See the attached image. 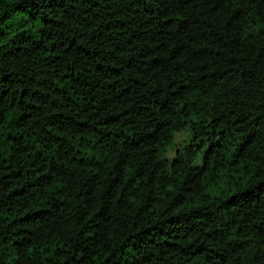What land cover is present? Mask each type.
<instances>
[{"label":"trees","instance_id":"trees-1","mask_svg":"<svg viewBox=\"0 0 264 264\" xmlns=\"http://www.w3.org/2000/svg\"><path fill=\"white\" fill-rule=\"evenodd\" d=\"M0 264H264V0H0Z\"/></svg>","mask_w":264,"mask_h":264},{"label":"rangeland","instance_id":"rangeland-1","mask_svg":"<svg viewBox=\"0 0 264 264\" xmlns=\"http://www.w3.org/2000/svg\"><path fill=\"white\" fill-rule=\"evenodd\" d=\"M188 137V134L186 131L180 132L178 133V141L182 142L184 141L186 138ZM174 153V150L172 149L170 154L172 155Z\"/></svg>","mask_w":264,"mask_h":264}]
</instances>
